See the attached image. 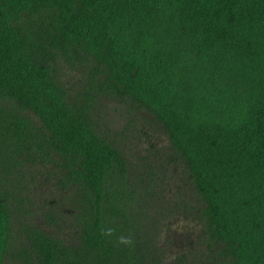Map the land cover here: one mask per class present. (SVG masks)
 I'll return each instance as SVG.
<instances>
[{"label": "trees", "instance_id": "obj_1", "mask_svg": "<svg viewBox=\"0 0 264 264\" xmlns=\"http://www.w3.org/2000/svg\"><path fill=\"white\" fill-rule=\"evenodd\" d=\"M139 110L162 162L104 120ZM168 254L264 264V0H0V264Z\"/></svg>", "mask_w": 264, "mask_h": 264}, {"label": "rangeland", "instance_id": "obj_2", "mask_svg": "<svg viewBox=\"0 0 264 264\" xmlns=\"http://www.w3.org/2000/svg\"><path fill=\"white\" fill-rule=\"evenodd\" d=\"M106 115L104 118L105 121H107L110 124V127L112 129H119L122 125L126 123V121L130 120L132 121L133 125L129 126L130 134L134 131L133 138L131 135H129V138H126L124 141V146H122V149L126 151L127 154H130L131 156L134 155H142V156H153L156 158V160H160L162 162L165 160L168 155H170V151L168 149V143L166 140V136L162 134L159 130H157L149 121H151V117L149 115L144 114L142 110L136 111L133 113L132 116L126 117V115L120 114V112H117L116 114H112L111 112ZM127 119V120H126ZM145 119H148L147 122ZM140 131V132H139ZM139 132V133H138ZM129 133V131H128ZM119 141V140H118ZM150 144L154 145L153 148H149ZM149 148V149H148ZM156 151L159 153L156 154ZM48 192V191H47ZM162 201L165 203L166 199L164 195L162 196ZM170 203L166 202V205ZM164 207L165 204H164ZM67 219V218H66ZM168 219V218H167ZM172 231H176L178 233H184L188 231L191 233H197L196 226H194V223L190 220L182 219L179 216L175 217H169ZM160 220H162L160 218ZM68 222V220H66ZM166 227L160 228V233L157 234L156 241L157 243L161 244L165 237V231ZM63 235L61 238L65 242H69V240L72 241V231L70 229H64ZM174 263V256L171 254H168L167 258L164 260L163 264H172Z\"/></svg>", "mask_w": 264, "mask_h": 264}, {"label": "clouds", "instance_id": "obj_3", "mask_svg": "<svg viewBox=\"0 0 264 264\" xmlns=\"http://www.w3.org/2000/svg\"><path fill=\"white\" fill-rule=\"evenodd\" d=\"M112 232H113V230H112V229H109V230L107 231V233H105V234H106V235H111ZM121 239H123V238H121Z\"/></svg>", "mask_w": 264, "mask_h": 264}]
</instances>
